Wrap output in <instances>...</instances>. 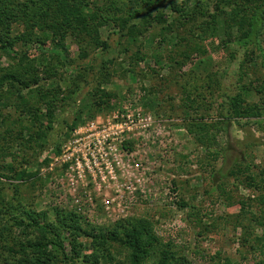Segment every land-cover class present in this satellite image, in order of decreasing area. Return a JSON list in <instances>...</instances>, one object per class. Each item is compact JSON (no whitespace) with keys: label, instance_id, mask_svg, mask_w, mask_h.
Here are the masks:
<instances>
[{"label":"rangeland","instance_id":"rangeland-1","mask_svg":"<svg viewBox=\"0 0 264 264\" xmlns=\"http://www.w3.org/2000/svg\"><path fill=\"white\" fill-rule=\"evenodd\" d=\"M172 2L191 5L190 13L197 6L205 17L197 14L191 25L184 20L178 23V16L171 11ZM220 2L164 0L160 11L171 25L169 32L154 25L146 36L133 41L117 35L114 26L109 25L100 35L109 48L92 51L86 60H80L79 47L69 39L66 48L71 68L49 59L42 61L34 50L36 46H32L36 42L33 38V43L17 46L19 50L33 51L25 63L1 59L0 71H25L31 65L35 71H48L51 67L56 72L55 76L40 73L38 83L23 93L31 101L36 100L33 91L40 87L44 91L60 89V99L69 96L59 104L52 131L41 142L43 148L37 150L28 143L29 133L23 130L30 125V115L19 113L14 103H0V167L5 175H0V189L4 204L21 212L46 213L51 219L58 210L81 219L83 231L77 237L76 250L69 246L71 235L64 236L65 250L57 248L58 260L51 264H130L126 251L100 237L117 226L127 229L136 223L148 227L157 239L152 260L147 264L157 263L164 251H171L177 258L183 256L191 264H264V32L260 38L263 54L254 47L225 48L222 42L228 34L234 40L239 34L236 28L227 29L223 16L211 24V17L218 11L215 6ZM126 8H135L131 0ZM232 10V5L223 8L228 17ZM11 31L14 36L26 33L21 22L14 23ZM202 31L207 32L203 35ZM35 33L39 38L49 36L37 30ZM47 42V47L54 46L52 39ZM185 49L190 50L191 60L179 68L175 59ZM89 61L91 66L76 70ZM101 67L105 69L100 70ZM101 71L110 74L107 82ZM171 71H183L176 76L180 84L190 85L200 94L197 111L185 107V96L172 82ZM98 87L115 95L112 109L100 114L93 104ZM239 97L247 106L256 107L260 116L226 121L228 110L224 102L229 104ZM127 109H141L158 123L149 139L143 138L140 130L124 133L123 143L118 145L119 179L124 173L122 167L127 165L130 167H125L126 172L132 168L135 176L140 175L135 166L143 165L146 175L142 176L144 187L138 196L118 203L107 200L116 195L114 188L98 192L81 183L71 185V173L65 168L60 171L53 164L61 156L62 144L80 125L114 117L122 123ZM41 112L46 114L45 106H41ZM20 117L23 126L14 127L12 122ZM77 117L82 120L71 131L69 127ZM191 126H207L209 138H215L210 151L224 153L226 160L222 155L217 160L208 156L206 147L189 134ZM203 133L206 132L199 136ZM12 170H22L26 176L13 179ZM220 170L225 174L241 173L221 178ZM248 176L255 180L253 187L241 183ZM85 231H92L94 238ZM12 232L15 239L25 244L35 240L37 234L33 229L22 231L14 226ZM27 255L28 263H22V258H11L0 250V264H30L40 257L29 250Z\"/></svg>","mask_w":264,"mask_h":264},{"label":"trees","instance_id":"trees-1","mask_svg":"<svg viewBox=\"0 0 264 264\" xmlns=\"http://www.w3.org/2000/svg\"><path fill=\"white\" fill-rule=\"evenodd\" d=\"M128 0H0V61L2 58L7 59L12 63H25L29 60L31 50H19L17 46L20 44L33 43L36 46L35 52L41 55L42 61L46 59L51 60L53 63L64 68H71L70 53L67 46V41L72 39L79 47L80 60L89 58L90 53L99 49H108L109 44L101 41V30L104 27L113 25L117 30L116 34L127 37L135 41L139 37H144L149 32V29L154 25L162 26V30L170 31V24H168L167 17L161 13L160 9L164 0H131L135 8L132 11L127 10ZM233 6L232 16L228 17L223 11L225 6ZM171 11L175 13L177 22L182 23L184 20L187 24L191 25L197 19V14L205 17V14L199 12L198 7L190 13V6H183L176 2L170 3ZM218 9L216 16H212L211 24L217 23V17L223 16L224 23L227 29H237L239 36L234 40L231 33L228 34V39L223 41L222 44L225 48L229 45H236L242 50H247L254 47L260 54H263L260 38L264 32V0H231L226 3L221 0L215 6ZM21 22L26 30L18 36L12 34L11 28L14 23ZM207 22V21H206ZM208 24V22H207ZM187 25L183 26L186 27ZM207 26V25H206ZM200 28V27H199ZM209 28V25H208ZM49 34L46 38L35 37V31ZM207 31H202L203 35ZM33 38V39H32ZM53 40L52 47H47V41ZM31 46V47H32ZM83 47V49H82ZM189 51L185 49L183 52L177 54L179 59H175V65L181 68L186 63L190 62L191 57ZM144 61L145 57H139ZM26 66V64H25ZM91 66L89 61L85 65H80L76 70H81L85 67ZM31 65L25 71H0V103L8 104L14 103L19 113L30 115V125L23 130L29 133V141L35 150L43 148L41 142L48 137L49 132L52 131V125L55 120V113L59 109V104L66 101L64 96L60 99V89L44 91L40 87L35 94V101H31L28 96L23 93L31 88V84H37L39 81L40 73L45 76H55L56 72L52 71L50 67L48 71H35L31 70ZM101 67L100 70H104ZM178 70V69H177ZM104 75L107 82L110 74L108 71ZM173 77L171 78L175 86L184 94L185 107L195 110L198 106L197 97L199 93L193 91L190 85L186 87L180 84L176 76L183 71H171ZM175 78V81L174 79ZM5 86L9 87L5 90ZM155 88V87H152ZM72 95V94H71ZM114 94L105 91H100L99 87L95 91L93 101L94 107L98 114L111 110V102ZM172 99V97H171ZM227 120L232 119H248L258 118L260 116L256 107L247 106L241 99H231L230 103H226ZM41 106H45L46 114L41 112ZM92 116L91 118H93ZM81 117H77L72 127L69 129L74 130L81 122ZM14 127L23 126L22 117L12 122ZM227 125V122H226ZM201 132L203 133L201 136ZM210 130L207 126H191L189 127V134L194 136L199 142L207 149V155L219 159V156L225 154L218 151H210V146L213 145L215 138H209ZM23 135V133H22ZM18 136H21L18 134ZM23 138V137H22ZM22 140V139H19ZM33 147V148H34ZM37 147V148H36ZM59 150H57L58 152ZM226 160V157H225ZM0 167V175L3 177ZM14 171V170H12ZM241 173L240 171L227 172L219 171L221 178H229V176H236ZM26 176L24 171L15 170L13 179H22ZM245 181L249 187L255 184L254 178L246 177ZM3 189H0V250L9 253L11 258L19 259L22 263H28L27 251L33 254H38L35 264H51V262L58 260V250H65L64 236L71 235L69 246L72 250H76L77 237L82 234L81 219L74 213L66 211H56L55 217L52 219L46 214H37L35 212H21L13 207H8L4 204ZM3 201H2V200ZM264 201V198H263ZM182 206L185 207L184 203ZM21 228L22 231L33 229L36 234L35 240H27L25 244L20 239L13 237L12 227ZM85 234L93 236L92 231ZM105 241L115 243L119 248L126 251L130 264H147L152 260V247L153 243L157 242L155 235L151 230L142 224H132L131 227L117 226L109 234L100 237ZM53 247L50 250L49 247ZM19 247V249H16ZM57 248H59L57 250ZM75 255H78V253ZM23 255V256H22ZM77 258V257H75ZM30 263V264H34ZM7 264V263H5ZM11 264V263H8ZM154 264H191L185 257L177 258L171 251H164L161 258Z\"/></svg>","mask_w":264,"mask_h":264},{"label":"built area","instance_id":"built-area-1","mask_svg":"<svg viewBox=\"0 0 264 264\" xmlns=\"http://www.w3.org/2000/svg\"><path fill=\"white\" fill-rule=\"evenodd\" d=\"M116 119L118 117L105 119L101 123L90 121L80 125L60 147L61 156L56 158L53 166H58L60 171L65 168L71 173V185L81 183L94 187L98 192L114 188L116 195L107 200L122 203L138 196L139 190L144 187L143 177L146 173L143 165L137 164L135 167L140 175L135 176L132 168L126 172L130 167L127 165L122 167L124 173L119 179L121 155L118 154V145L123 143L124 133L133 129L140 130L143 138L149 139L154 133L151 131L153 126L158 122L141 109H127L122 123ZM141 193L144 194L143 191Z\"/></svg>","mask_w":264,"mask_h":264}]
</instances>
